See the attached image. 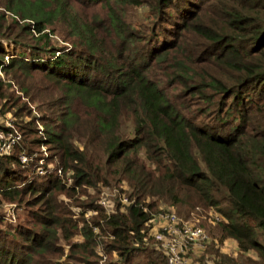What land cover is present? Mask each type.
Returning <instances> with one entry per match:
<instances>
[{
  "label": "trees",
  "instance_id": "obj_1",
  "mask_svg": "<svg viewBox=\"0 0 264 264\" xmlns=\"http://www.w3.org/2000/svg\"><path fill=\"white\" fill-rule=\"evenodd\" d=\"M0 71L56 109L44 141L75 187L132 189L122 212L95 223L119 264L156 252L142 232L160 202L217 211L213 238L234 251L214 244L216 264H264V0H0ZM9 86L0 76L2 106L18 102ZM21 152L0 154V198L31 208L39 228L0 219V264H98L90 227L72 244L80 257H60L64 185L21 165Z\"/></svg>",
  "mask_w": 264,
  "mask_h": 264
},
{
  "label": "rangeland",
  "instance_id": "obj_2",
  "mask_svg": "<svg viewBox=\"0 0 264 264\" xmlns=\"http://www.w3.org/2000/svg\"><path fill=\"white\" fill-rule=\"evenodd\" d=\"M138 15L141 17V12H138ZM50 39L54 42H59L60 40V38L54 36H50ZM27 42L32 41L30 39ZM6 60L7 59L4 58L5 62ZM19 75L21 74H17V76ZM0 76L4 83L10 84L9 92H12L18 100L16 105L9 104L2 106L0 103V130L4 132L5 137H7L6 132L11 133L13 136H18V143L15 146H24L25 152L21 153L26 154V157H31L30 160L28 157L27 159L33 163L32 168L34 172L42 170L45 172L44 174H56L57 178L64 185L62 190L58 191L56 201L59 202V204L68 212L67 215H65V218H69L72 221H67L65 225L69 230L68 239L59 240V243L63 247L62 255L60 257L64 260L68 258L72 259L73 257L79 258L80 255L78 253H71V250L73 249L71 248L72 244L85 243L87 236L84 234V230L90 227L92 228L94 235L95 233H98L95 239L98 243L93 245V249L97 252L95 262L98 264L122 263V260L119 259L116 251H105L103 249L106 244L111 243L112 238L103 234L101 235L95 223L103 222L101 217L102 214L116 215L122 212L125 206L129 203L127 196L132 189H130L125 182L121 183L119 181V184H117L112 179H108L107 183L93 187H75L72 172L62 170L60 158L57 155L56 150L44 141L47 137L45 133V124L50 118L56 116V109H46L43 105H37L34 101L26 99L24 94L19 90V85L14 79H11V76L5 75L2 71H0ZM21 76V79H24L29 83L35 82L38 79L36 75H31L29 77ZM173 90L178 96H183V89L180 86H177V89ZM1 100L2 102L6 101V99H0V101ZM183 100L186 104H191L193 107L197 106L195 105L197 104V98L195 97L191 98L187 96ZM123 130L125 132L130 131V125L123 127ZM36 138L41 139V142L37 144L34 143V139ZM75 144L82 148L81 144L78 142L75 141ZM141 156H144L142 152ZM72 188H74L75 191H73ZM152 200L153 199L151 198H146L145 202L151 204ZM102 201L104 204L101 203ZM92 204L96 206L98 205L101 211L97 213L96 210L92 209ZM34 208H36V206ZM30 210L31 208L27 207L25 204L18 202H5L0 198V219L8 223V225L23 224L25 226H36L39 228L36 223V218L30 213ZM163 212H172L176 214V223L179 225L185 223L200 227L207 236L204 242H198L195 244H188L185 241L181 243L182 239L180 236L176 237V241L179 244H182L184 248V253L181 254L184 258V264H216L215 257L213 256V249L216 244L219 245L217 248L224 253L234 251V246L228 239L223 240L222 243H218L217 239L215 240L213 238L221 234L220 229L216 225L217 221L215 218L218 217V213L215 209L189 208L184 205L182 207H177L168 203L160 202L158 207L151 211L152 218L147 222V225L149 226H145L146 228L142 232L143 236L145 235L143 241L144 248L148 251L155 250L156 252H152L150 255L149 252L144 253L138 250L133 257L132 264H152L153 260L160 261L161 259H166L162 257V255H165L163 246L154 235V232L159 230V226L154 222V219ZM106 231H108V229H106ZM165 239H171V237L166 236ZM211 239H214L215 243L212 242ZM132 246L142 248V243L133 244ZM148 253L149 255H147ZM69 254L70 256L68 257ZM232 254L233 253H230L229 255ZM71 256L73 257L71 258ZM69 262L72 263L71 260H69ZM129 264H131V262Z\"/></svg>",
  "mask_w": 264,
  "mask_h": 264
},
{
  "label": "built area",
  "instance_id": "obj_3",
  "mask_svg": "<svg viewBox=\"0 0 264 264\" xmlns=\"http://www.w3.org/2000/svg\"><path fill=\"white\" fill-rule=\"evenodd\" d=\"M7 137L2 130H0V154H9L13 147L18 143V136H13L11 133L6 132ZM26 154L20 153L18 158L21 165L28 164L31 157L25 156ZM45 172L37 170V174L43 175ZM104 204V202H101ZM215 219H218L217 217ZM154 222L158 224L159 230L154 232L155 238L162 244L164 254L166 255L167 264H184V258L181 255L184 253L182 244L176 241V237L180 236L181 243L185 241L188 244H195L204 242L206 234L198 226L188 224L179 225L176 223V214L172 212H163L159 214ZM170 236L171 239H165Z\"/></svg>",
  "mask_w": 264,
  "mask_h": 264
}]
</instances>
